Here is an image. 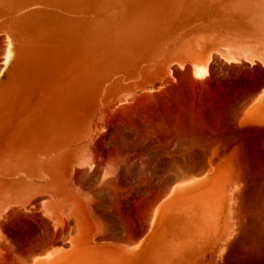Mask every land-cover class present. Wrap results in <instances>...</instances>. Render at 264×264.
Instances as JSON below:
<instances>
[{
	"label": "rangeland",
	"instance_id": "1",
	"mask_svg": "<svg viewBox=\"0 0 264 264\" xmlns=\"http://www.w3.org/2000/svg\"><path fill=\"white\" fill-rule=\"evenodd\" d=\"M85 146L119 191H94ZM263 192L264 0H0V264L40 220L88 264H264Z\"/></svg>",
	"mask_w": 264,
	"mask_h": 264
},
{
	"label": "bare ground",
	"instance_id": "2",
	"mask_svg": "<svg viewBox=\"0 0 264 264\" xmlns=\"http://www.w3.org/2000/svg\"><path fill=\"white\" fill-rule=\"evenodd\" d=\"M215 102V101H214ZM123 106V105H122ZM120 107V106H119ZM117 108V107H116ZM226 108V107H225ZM118 110V109H117ZM121 111V110H120ZM235 111V110H234ZM125 112V111H124ZM234 115V114H233ZM192 128V127H191ZM193 129V128H192ZM195 129V128H194ZM188 133V132H187ZM211 141V140H210ZM94 148V147H93ZM96 148V147H95ZM95 150V149H94ZM96 150H98L97 148H96ZM87 151H88V149H87V147L85 146V148H83V153L82 154H80V155H77V157H79V158H77L74 162L77 164V165H79L80 167H83L84 169H85V173L84 172H82V171H84V169H81V173H80V170H78V168L76 169L75 167V169H76V171H78L79 172V174H78V176H79V178L80 179H82L83 178V175L84 176H87L88 175V177L90 176V175H92V173H94V171L96 170L95 168H97L98 166H100V168H98V170L100 171H98V170H96L95 172H99L98 174L96 173H94L93 174V176L95 177V179L97 180H90V181H88L89 183L92 181V182H95V184L94 185H92V184H89V185H85V186H89V187H85L84 186V184H85V182L86 183H88L86 180L88 179H82L83 181H84V184H83V181H82V184L81 183H79L78 182V180L80 181V179H76L75 177H77V173L74 175L73 174V176H75L73 179H74V182L72 181L71 182V186L74 188V190H76L77 191V189H79V188H81L82 186L83 187H85V188H88V189H85L84 188V190L83 189H81L82 191H80V192H76L75 194L82 200V203H83V205H85L86 206V208H87V206H90V207H92V202H93V199H92V196H95V195H93L94 193L92 192L94 189V191H96V190H102L103 192H101V193H104V190H108V189H110V191L111 190H113V191H111V192H116L117 190L119 191L120 190V187H118V185L120 184H117V180H116V177H117V174H119V173H121V169H122V167H121V161L120 160H113V158L112 159H109L110 157H108L107 156V158H105V156H103V155H101V156H103L104 157V159H105V161H104V159L102 158V157H99L100 159H93V157L91 156V157H87ZM225 151H227V150H225ZM95 152V151H94ZM224 152V151H223ZM98 152L96 151V153H94V154H96V155H100V154H97ZM116 156V155H115ZM215 156H217V155H215ZM218 157V156H217ZM107 159V160H106ZM203 159V158H202ZM212 160V159H211ZM120 161V162H119ZM123 164V163H122ZM95 166V167H94ZM127 166V165H126ZM142 166V165H141ZM171 166V165H170ZM211 167V166H210ZM73 168V169H74ZM92 168H94V171H93V169ZM128 168V167H127ZM92 169V170H91ZM126 169V168H125ZM243 169V168H242ZM177 171V170H176ZM73 172V171H72ZM88 174H87V173ZM178 172V171H177ZM176 172V173H177ZM74 173V172H73ZM82 173H84L83 175H82ZM91 173V174H90ZM186 173V172H185ZM87 174V175H86ZM90 174V175H89ZM141 174V173H140ZM82 175V177H80ZM96 175H97V178H96ZM169 175V174H168ZM174 175H176V174H174ZM170 176V175H169ZM242 176V175H241ZM91 177V176H90ZM71 178H72V175H71ZM230 181H229V183L231 184H229V186H233L234 185V183H235V177H234V173H231V175H230ZM70 179V178H69ZM72 179V180H73ZM76 179V180H75ZM91 182V183H92ZM80 184L82 185V186H80ZM166 184V183H165ZM90 185H92V187L94 188L92 191H91V189H89L91 186ZM163 186V185H162ZM262 186V185H261ZM82 187V188H83ZM166 187V186H165ZM162 189H163V187H161ZM80 190V189H79ZM99 191V192H100ZM109 191V190H108ZM165 191H167V190H165ZM249 191V190H248ZM93 194H92V193ZM106 192V191H105ZM161 192V191H160ZM107 193V192H106ZM112 194V196L113 195H115V194ZM165 193V192H164ZM264 193V192H263ZM118 195V194H117ZM160 195H162V194H160ZM100 196V198H101V195H99ZM99 196H98V199H99ZM155 196V195H154ZM163 196V195H162ZM118 197V196H117ZM156 197V196H155ZM157 198L159 199V197L157 196ZM252 198V197H251ZM264 198V197H263ZM98 199H96V197H95V199L94 200H96V202L98 201ZM95 202V201H94ZM91 203V204H90ZM101 203V202H100ZM248 203H249V201H248ZM258 203V202H257ZM97 204H99V202L97 203ZM114 204H116V203H113L112 205H114ZM139 204V203H138ZM153 204V203H152ZM243 204V203H242ZM259 204V203H258ZM94 206H96V204H93ZM137 205V204H136ZM247 205V204H246ZM264 205V204H263ZM115 206H117V205H115ZM248 206H250V205H248ZM136 207V206H135ZM47 208H49V209H51L52 210V208L53 207H51V206H49V205H47ZM85 208V209H86ZM138 208V206L136 207V209ZM94 208H92V210H93ZM135 209V208H134ZM139 209V208H138ZM137 209V210H138ZM91 210V211H92ZM96 210V209H95ZM236 210H240L239 208L238 209H236ZM87 211V210H86ZM136 211V210H135ZM135 211H134V214H135ZM140 211H142V210H140ZM148 211V210H147ZM51 212V211H50ZM90 211H88V213H89ZM264 212V211H263ZM14 213V212H13ZM53 213V212H52ZM151 213V212H150ZM239 213L241 214V212L239 211ZM243 213V212H242ZM70 214V213H69ZM133 214V215H134ZM140 214V213H139ZM146 214H148L147 212H146ZM239 214V215H240ZM98 215V214H97ZM97 215H93L94 216V218H95V216H97ZM138 214H135L134 216H136V217H138L137 216ZM145 215V214H144ZM48 216H50V215H48ZM47 216V217H48ZM60 215H58V214H56V218H60L59 217ZM99 216V215H98ZM133 216V217H134ZM150 215H147L146 216V218L148 219V217H149ZM255 216V215H254ZM258 216V215H257ZM136 217H134L135 218V220L137 219L138 220V218H136ZM134 218H133V220H134ZM237 218V217H236ZM239 218V217H238ZM256 218V217H255ZM70 219V218H69ZM73 219V218H72ZM98 219V218H97ZM241 219H243V214H241V216H240V220H234L233 222H234V229L236 230V231H234V232H238V233H240V231L242 232L245 228V223H246V220H241ZM63 220H64V218H63ZM74 220V219H73ZM99 221H97L98 223H97V228L99 229V230H101V231H99L100 232V236H101V233H102V236H103V231H105L106 232V230L104 229V226H107L105 223L104 224H102L101 223V221H100V219H98ZM140 220H141V218H140ZM250 220V219H249ZM6 221H8V222H10L9 220H6ZM56 221H58V220H41L40 221V223L41 224H39L40 226H41V239L42 240H39L40 241V248L38 247V245H37V247H38V251L35 249V250H33V248L32 247H30L31 249L30 250H33V251H37V258H35L34 260H33V262H32V264H88V260H87V258L84 256V255H81L79 252H76V251H72L73 250V247L71 248V249H69V250H65L64 249V245H65V243H64V245H63V242H61L60 243V239H63V235H61V232H64L63 231V228L65 229L66 228V225H68V227H69V225H70V229L71 228H73V225L72 224H70L68 221V223L67 224H65L66 222L64 221V223H63V227L61 228L60 226H57L56 224ZM124 221V220H123ZM139 221V220H138ZM251 221V220H250ZM260 221H262V220H260ZM104 222V221H103ZM125 222V221H124ZM253 222V221H252ZM251 222V223H252ZM258 222H259V220H258ZM263 222V221H262ZM2 223V222H1ZM0 223V224H1ZM6 223V222H5ZM5 223H3L4 225H5ZM72 223V222H71ZM73 223H74V221H73ZM146 223V222H145ZM250 223V222H249ZM254 224H255V222H253ZM2 224V225H3ZM7 224H9V223H7ZM38 224H37V226H38ZM139 224V223H138ZM146 224H148V223H146ZM257 224V223H256ZM259 224V223H258ZM64 225H65V227H64ZM251 226H252V224H250ZM260 225V224H259ZM263 225V224H262ZM1 226V225H0ZM50 226V227H49ZM72 226V227H71ZM39 227V226H38ZM37 227V228H38ZM75 227V226H74ZM125 228H126V226H124ZM263 227H264V225H263ZM262 227V228H263ZM124 228V229H125ZM130 228V227H129ZM135 228V227H134ZM144 228H146V227H144ZM143 228V229H144ZM246 228H247V225H246ZM249 228L250 227H248V230H249ZM40 229V228H39ZM67 229V228H66ZM102 229H104V230H102ZM138 229L139 228H137V229H135V231H134V235H132V236H130V237H132L131 238V241L132 242H135L136 241V239H137V237H138V235L139 234H141V232L139 233V234H137L139 231H138ZM251 229V228H250ZM254 229V228H253ZM264 229V228H263ZM38 230V229H37ZM73 230H75L74 228L72 229V230H70V232H72ZM126 230H128V229H126ZM145 230V229H144ZM255 230V229H254ZM4 231V230H3ZM125 231V230H124ZM249 232H250V230H249ZM256 232H257V229H256ZM40 233V232H39ZM72 233H75V232H72ZM72 233H71V235H72ZM124 233V232H123ZM122 233V234H123ZM235 233V234H236ZM237 233V234H238ZM254 233H255V231H254ZM258 233V232H257ZM62 234H66V232L65 233H62ZM67 234H68V232H67ZM70 234V233H69ZM125 234H126V232H125ZM131 234V233H130ZM133 234V233H132ZM105 235V234H104ZM109 235V234H108ZM242 235H243V233H242ZM263 235V234H262ZM6 236V235H5ZM256 236H257V234H256ZM8 237V236H7ZM105 236H103L102 238H104ZM259 237H261V235L259 236ZM110 239V237H105V239ZM113 238V237H112ZM116 238V237H115ZM242 238V237H241ZM65 239V238H64ZM94 239V238H93ZM126 239V238H125ZM124 239V237H120V238H118V239H116V240H114V238L112 239V240H114L115 241V243H114V245H116V247H119V251H123L124 249H125V246H127L126 245V243H128L126 240ZM38 240V239H37ZM111 240V239H110ZM245 240V239H244ZM247 240V239H246ZM244 241V242H247V241ZM248 240H249V238H248ZM6 241H9V239L7 240L6 239ZM98 241V240H97ZM109 241V240H108ZM1 243H2V240L0 241ZM35 242V241H34ZM243 242V241H242ZM251 242H252V240H251ZM258 243H259V241H257ZM262 242V241H261ZM264 242V241H263ZM3 243H4V241H3ZM39 243V242H38ZM66 243H68L67 241H66ZM7 244V243H6ZM16 244V243H15ZM37 244V243H36ZM35 243H34V245H36ZM133 244V243H132ZM220 244V243H219ZM242 244V243H241ZM245 244H247V243H244V245L242 244L241 246H245ZM4 245V244H3ZM14 245V244H13ZM69 245V244H68ZM67 245V246H68ZM248 245V244H247ZM246 245V246H247ZM255 245H256V242H255ZM254 245V246H255ZM264 245V244H263ZM11 246V245H10ZM31 246H33V245H31ZM220 246V245H219ZM218 246V247H219ZM241 246H239V247H241ZM259 246V245H258ZM1 247V246H0ZM4 247V246H3ZM2 247V248H3ZM13 247V246H12ZM11 247V248H12ZM29 247H27L28 249H29ZM249 247V246H248ZM252 247V246H251ZM250 247V248H251ZM1 248V249H2ZM6 248V247H5ZM5 248L4 249H2V251L3 250H5ZM10 248V249H11ZM15 248V247H14ZM26 248V249H27ZM246 249H247V247H245ZM255 248V247H254ZM261 248V247H260ZM21 250H23V247L22 248H20ZM241 249H243V247L241 248ZM251 249H253V248H251ZM19 250V249H18ZM250 250V249H249ZM254 250V249H253ZM252 250V251H253ZM257 250H259V249H255L254 251L255 252H257ZM262 250V249H261ZM264 250V249H263ZM262 250V251H263ZM14 251V250H13ZM247 251V250H246ZM260 251V250H259ZM251 252V251H250ZM244 253H248V252H244ZM25 255H26V253H24ZM23 254V255H24ZM28 254V253H27ZM35 254V255H36ZM256 254V253H255ZM254 254V255H255ZM258 254H259V252H258ZM261 254V253H260ZM259 254V255H260ZM262 254H263V252H262ZM261 254V255H262ZM24 255V256H25ZM34 255V254H33ZM33 255H32V257H33ZM252 255V254H251ZM253 255V256H254ZM257 255V254H256ZM24 256H22V260H20L21 262L22 261H24L23 259H24ZM21 257V256H20ZM19 257V258H20ZM25 257H27V258H25V259H31L30 257H31V254H30V256H29V254H28V256H25ZM29 257V258H28ZM230 257V256H229ZM245 257V256H244ZM221 258V257H220ZM219 258V256L217 255V254H215L214 256H212V258H210V264H222V261H221V259ZM9 259V261L11 262V260H12V262L14 263V264H21V262L20 261H18V263H16V261L18 260H13V259H11L10 260V258L8 257L7 258V260ZM21 259V258H20ZM220 259V260H219ZM1 261H2V258H1ZM4 261V260H3ZM20 262V263H19ZM228 262V261H227ZM233 262V261H232ZM224 263V262H223ZM238 263V262H237ZM8 264H11V263H8ZM22 264H26L25 263V261H24V263H22ZM28 264H30V263H28ZM252 264V263H251Z\"/></svg>",
	"mask_w": 264,
	"mask_h": 264
},
{
	"label": "crops",
	"instance_id": "3",
	"mask_svg": "<svg viewBox=\"0 0 264 264\" xmlns=\"http://www.w3.org/2000/svg\"><path fill=\"white\" fill-rule=\"evenodd\" d=\"M40 221H41V220H40ZM40 228H41V226H40ZM3 230H4V231H3ZM3 230H1V232H2L3 234H6V233L9 234V233H8V228H7V230H6V229H3ZM41 232H42V231H41ZM2 233H1V234H2ZM1 234H0V241H1V239L3 240V238L1 237ZM0 244H1V242H0ZM40 245H41V244H38V247H39ZM0 246H2V245H0ZM38 247H37V245H34L32 248H33V250H35V249L37 250ZM34 248H35V249H34ZM39 248H40V247H39ZM33 250H29V252H27V253L29 254V256H30V254H31V257H30L31 259H25V258H27V257H25V256H28L27 253H26V255L24 254L25 256L22 254V255H19V256L8 255V257L10 258V260L13 259V260L16 261V260L18 259V260L16 261V263H18V261L22 260V256H24V259H23V260L25 261V263H26V264H28V263L32 264L33 260H34L35 258L38 257L37 254H36L38 250H37V251H33ZM1 252H2V249H1V247H0V254H1ZM6 254H7V251L5 252V255H6ZM33 254H34V255H33ZM35 254H36V255H35ZM32 255H33V257H32ZM20 256H21V257H20ZM8 257H7V258H8ZM19 257H20L21 259H20ZM0 258H1V255H0ZM28 258H29V257H28ZM24 261H22V262L20 261L21 264L24 263ZM20 262H19V263H20ZM8 263L14 264L15 262L13 263L12 260H11V262H10L9 259H8V260L6 259V264H8Z\"/></svg>",
	"mask_w": 264,
	"mask_h": 264
}]
</instances>
